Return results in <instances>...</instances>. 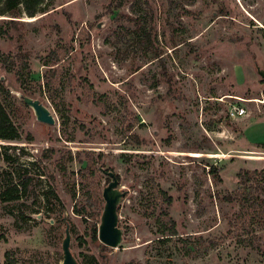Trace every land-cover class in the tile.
<instances>
[{"label": "rangeland", "instance_id": "rangeland-1", "mask_svg": "<svg viewBox=\"0 0 264 264\" xmlns=\"http://www.w3.org/2000/svg\"><path fill=\"white\" fill-rule=\"evenodd\" d=\"M43 7L0 35V99L19 132L0 139V195L23 190L0 198V264H63L66 223L79 264H264V0ZM103 170L125 192L123 242L107 251L93 235ZM164 211L177 236L163 235Z\"/></svg>", "mask_w": 264, "mask_h": 264}, {"label": "trees", "instance_id": "trees-1", "mask_svg": "<svg viewBox=\"0 0 264 264\" xmlns=\"http://www.w3.org/2000/svg\"><path fill=\"white\" fill-rule=\"evenodd\" d=\"M46 0H0V18H8V19H2V21L5 25L0 26V35L6 38H9V30L10 29H16L17 26L20 23H23L20 21V19L23 17V15H26L28 18H34L36 17L39 13L43 12L44 5H45ZM144 44L146 46H152V41H151V35L146 34L144 36ZM21 56V62L23 64V68L28 70L29 65L27 62V58L25 56ZM1 57V55H0ZM1 61L6 62L4 58L1 57ZM0 84L4 85L0 78ZM7 94H10V92L7 90ZM19 138V132L18 128L14 125L12 121V117L7 111L5 105L0 99V139L1 140H17ZM2 153H0V159L2 158ZM213 173L215 177H217V173L215 170H213ZM245 175L249 176V172H244ZM245 178L243 181V184L251 182V178L248 177ZM26 184L24 187L26 188ZM20 186H16L11 190H7L4 193L0 195V198L3 199V201H17L21 199V193L23 190H20L22 188H19ZM162 196H165L166 201L171 204L172 199L170 197H167L166 192L161 191ZM231 200V199H229ZM163 219L167 222L165 224V230L162 232L163 235L166 236H177V230H176V223L174 220L169 216L168 212H162ZM100 222L98 223L100 225ZM169 225V226H168ZM98 226H94L93 228V235L94 239H97V236L99 235V228ZM4 237L0 236V241L3 240ZM105 246V245H104ZM106 251L108 249H112L110 247L105 246L104 248ZM7 264H18L14 260H11L8 258Z\"/></svg>", "mask_w": 264, "mask_h": 264}, {"label": "water", "instance_id": "water-1", "mask_svg": "<svg viewBox=\"0 0 264 264\" xmlns=\"http://www.w3.org/2000/svg\"><path fill=\"white\" fill-rule=\"evenodd\" d=\"M8 19V18H2ZM259 75L264 80V70H258ZM18 98L22 100L26 106L30 107L38 122L54 126L56 120L51 110L40 100L32 99L22 94H17ZM104 171V170H103ZM112 180L108 186L104 189L103 198L105 200V206L101 217V223L99 225V240L100 242L112 249H117L122 245L124 231L119 227V208L122 200L125 197V192L119 189V181L116 175L112 172H105ZM41 218V216H39ZM54 221L52 220L51 223ZM71 231L70 226L66 223V236L63 241V264H79L77 259L71 252Z\"/></svg>", "mask_w": 264, "mask_h": 264}, {"label": "built area", "instance_id": "built-area-1", "mask_svg": "<svg viewBox=\"0 0 264 264\" xmlns=\"http://www.w3.org/2000/svg\"><path fill=\"white\" fill-rule=\"evenodd\" d=\"M232 119H239L247 116V110L244 107L233 105L229 110Z\"/></svg>", "mask_w": 264, "mask_h": 264}, {"label": "bare ground", "instance_id": "bare-ground-1", "mask_svg": "<svg viewBox=\"0 0 264 264\" xmlns=\"http://www.w3.org/2000/svg\"><path fill=\"white\" fill-rule=\"evenodd\" d=\"M33 20V19H32ZM262 103H264V102H262Z\"/></svg>", "mask_w": 264, "mask_h": 264}]
</instances>
